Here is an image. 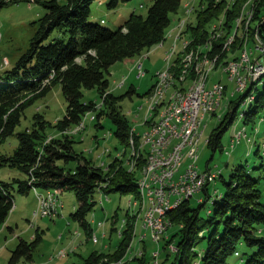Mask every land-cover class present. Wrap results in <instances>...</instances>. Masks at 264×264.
I'll return each mask as SVG.
<instances>
[{"label": "trees", "instance_id": "1", "mask_svg": "<svg viewBox=\"0 0 264 264\" xmlns=\"http://www.w3.org/2000/svg\"><path fill=\"white\" fill-rule=\"evenodd\" d=\"M92 1H43L46 12L40 18V27L30 48L13 67L4 68L0 75V145L15 134L27 106L44 96L56 83L62 85L68 102L66 112L58 122L60 129L77 125L87 113L94 111L93 102L84 100V90L96 88L103 98L102 105L94 112L95 119L99 120L98 126H103L100 121L103 116L110 117L116 125L114 133L117 139L126 148L130 144L133 126L117 107L123 95L117 96L110 89V68L117 61L140 54L144 49L162 42L172 24V14L179 10L182 0H153L146 15L132 13L117 30L101 22L90 21ZM127 1L110 0L109 6L115 7ZM238 2L227 8L229 25L237 15L235 6ZM5 3V0H0V9ZM204 3L206 5L197 11L196 21H189L186 28V32L193 36L191 47L195 48L211 39L207 24L224 11L229 0H201V5ZM263 5L264 0H259L255 11L256 19L259 20L253 30L258 31L264 40ZM56 30L60 37L53 35ZM65 33L69 34L67 38L63 36ZM223 43L214 40L210 55L220 57ZM81 58L82 61H79ZM133 91L135 88L132 87L128 93ZM250 96L253 99L246 100ZM242 102L250 103L249 109L243 111L244 121L248 122L264 106V89L257 96L248 91V94L243 93L231 99L230 109L220 117L207 138L213 151L220 147L223 132L236 118ZM43 126L41 124V128ZM18 138L19 146L13 152H0V167L19 168L27 177H13L9 182L0 178V225L6 223L14 207V196L10 190L14 184H18L24 194L37 187L53 189L58 194L62 190H73L79 206L72 215L86 230L90 229L87 214L97 204L96 190H120L135 194L140 191L138 172L140 165L145 162L144 156L139 169L129 170L123 159L116 157L106 169L75 152L74 139L68 136L43 143L41 130L35 127L19 132ZM60 159H78L79 163L74 169H68L58 164ZM221 178L222 171L216 182ZM224 182V190L214 192L213 205L204 215L202 208L211 197L209 184L203 189L206 196L198 205L186 199L168 211L172 223L179 225V229L164 245L165 248L170 247L171 243L176 246V249L171 247L176 256L170 264H230L229 257L234 253L239 254L238 246L242 242L254 247L247 254L244 264H264V201L261 198L264 190L260 187V180L252 176L245 165L239 164L233 169L230 182ZM130 216L117 250L93 251L83 264H111L127 254L135 224ZM40 240L39 232L32 240L21 238L12 252L10 264H15L22 256L32 258ZM203 241L206 244L199 248V243ZM166 258L169 259V255ZM138 260L142 264H149L144 255Z\"/></svg>", "mask_w": 264, "mask_h": 264}, {"label": "rangeland", "instance_id": "2", "mask_svg": "<svg viewBox=\"0 0 264 264\" xmlns=\"http://www.w3.org/2000/svg\"><path fill=\"white\" fill-rule=\"evenodd\" d=\"M5 1L6 3L0 9V73L3 72L4 68L13 67L19 58L28 51L40 27V18L46 12L43 4L44 0ZM60 1L65 3L67 0ZM109 1L93 0L91 2L90 21L101 22L104 26L113 30H117L132 13L146 15L149 6L153 2V0H129L115 7H110ZM236 1L229 0L224 11L207 24L208 31H214L216 41L223 43L230 40V48L222 51L223 53L217 58L218 61L209 74V83L218 80L226 83L224 104L215 113H208L204 119L200 127V130H203V133L200 132L202 134L201 141L194 156L197 166L201 169H206L209 164L210 167L216 166L223 174V178L219 179L216 182L217 184L208 183L211 197L202 208V215L212 207L214 192L224 190L226 186L224 181L230 182L233 169L239 164L245 165L250 174L260 180V187L264 190V106L260 108L254 119L245 122L243 111L249 109L250 103L245 104L243 101L238 107L236 118L224 130L220 147L213 151L207 142V138L219 122L220 117L230 109L232 98L243 95V93L248 94V91L257 96L264 89V75H262V78L253 81V86H249L246 91L238 90L236 76L230 75L233 72L225 67L228 65L226 62L229 63L230 60L237 61L240 58L239 55L242 56L245 46L252 47L250 48L252 57L254 55L252 50H255V54H259L257 46L260 45L262 37L258 31L253 30V26L259 20L255 16L259 0H239L235 6L237 15L230 21L229 25L226 11ZM204 5L206 4L201 5V0H182L179 10L172 14V24L166 31L162 45V42H159L150 48L144 49L140 54L126 57L111 66V72L108 76L110 89L117 96L123 95L117 107L129 120L130 126L134 127L136 139L141 137V134L143 135L146 130V122L148 121L145 120V116L150 103L149 96L158 74L168 69L176 60L177 53L173 54L170 60L168 54L172 53L174 45H177V52H180V50L182 52L185 40L191 38L193 40V36L186 32V28L189 21H196L197 11ZM261 14L263 17L264 5ZM183 20H185L186 25L182 27L180 22ZM179 26L183 28V33L182 31L179 32ZM53 35L56 37L61 36L57 30L54 31ZM63 36L67 38L69 34L65 33ZM208 38L209 36L206 41ZM203 47L200 48V51ZM203 50L205 49L203 48ZM204 52L206 54L208 51ZM205 54L202 53L200 56L201 61L204 59L203 55L205 56ZM79 61H82V58ZM140 63L142 67H139ZM141 71L144 73L142 74ZM132 87L135 88V91L129 94L128 92ZM84 91V100L93 102L95 105L92 108L94 111L89 112L86 117L84 125L81 123L78 127L75 124L65 130L59 128V119L65 114L68 102L62 85L56 83L44 96L37 98L27 106L20 124L16 127L15 134L2 142L0 152H13L19 146V132L39 127L44 137L43 143L53 138L68 136L74 139L75 152L85 155L96 165L107 169L109 162L116 157L123 159L124 165L129 170L139 169L141 159L136 163L137 165H131L128 162L129 153L133 151L131 150L133 147L131 136L129 137L130 144L128 143L126 148L117 139L114 133L116 125L110 117L103 116L100 119L103 126H98L99 120L95 119L96 117L92 119V116L98 107L102 105L103 98H101L96 88L85 89ZM251 99H253V96L248 97L246 100ZM41 124L44 125L43 128H41ZM236 134L237 136H235ZM233 138L236 139L234 146L232 145ZM142 142L143 139L140 144ZM144 145L143 149H146L147 154L149 145H145L146 147ZM187 152L188 150L184 153ZM190 161V158L182 161L181 171L185 169ZM78 163V159L58 160L59 165L68 169H74ZM142 166L140 165V168ZM143 173L144 169L143 171L142 168L139 169L138 182ZM14 176H21L22 178L25 173L15 167L5 165L0 167V177L3 181H12ZM10 190L14 196V207L6 223L0 225V264H10L12 252L20 239L32 240L38 232L41 235V240L33 251L32 258L22 256L15 264H83L84 259L93 251L114 252L117 250L121 237H123L120 232L124 230L126 220L130 215V220L135 221V224L134 236L130 243L132 251L129 252L128 250L126 252V264H142L138 257L143 255L149 261V264H156L155 258H153L155 250L160 251L159 260L161 264H170L175 260L176 253L171 250L173 243L166 248L164 245L165 241L171 239V235L179 229V225L172 224L167 231L168 237L166 236L160 243H156L152 239L149 229L143 227L144 201L137 199L136 205L131 204V202L136 201L134 200L135 195H137L135 193H126L120 190L105 192L101 189L96 190L95 199L97 204L87 214V219L90 221V229L88 228L87 231L81 222L72 215L79 206V201L73 190H62L61 194L59 193L58 197L60 202L63 203V207L61 208L62 213L58 216H52L49 213L46 215L36 214L39 210L37 192V195L32 191L24 194L19 190L18 184H14ZM39 190L43 191L44 189L40 187ZM205 196L204 190L197 192L191 198L192 204L198 205ZM16 198L20 199L18 207ZM261 198L264 201V191ZM100 221L104 223L103 227L99 226ZM104 232H106L105 236L103 235ZM96 235L99 237L98 242L94 241ZM141 235H144V240L140 242ZM205 244V241L199 243V248ZM144 247H146V251L141 255H136V251H139L140 248L144 249ZM172 248L175 249V245ZM62 249L66 250L67 255L65 257L59 256ZM238 250L239 254L234 253L229 257L230 264H244L247 254L251 253L254 247L242 242L238 246ZM167 255H169V259L166 258ZM143 260L145 261V259Z\"/></svg>", "mask_w": 264, "mask_h": 264}, {"label": "bare ground", "instance_id": "3", "mask_svg": "<svg viewBox=\"0 0 264 264\" xmlns=\"http://www.w3.org/2000/svg\"><path fill=\"white\" fill-rule=\"evenodd\" d=\"M180 25L182 27L185 26V20L181 21ZM182 27H180L179 32L182 31ZM178 39L176 40L178 41ZM213 39L214 31H211V39L204 45H199L196 48L194 46L191 47V39H187L184 42L182 52L181 50L180 52H177V45H174V47L172 48V53L170 52V54H168V58L170 60L173 54L177 53L176 59L178 60H174V62L169 66L168 69L158 74L157 80L154 83V86H152L153 90L150 96L148 95L150 97V103L147 107L145 116V120L148 121L146 122L145 132L143 133V135L140 133L141 137H139L138 140L136 139V132L134 131V127L131 131L130 136L131 142L133 143V147L131 150L133 151L132 153H129L128 162L131 165H134L139 162L140 159L142 160L143 156L146 158L143 166L141 165L142 171L144 169V173L142 174L141 178H139L138 182L140 191L137 195H135L136 197L134 196V200L136 201H133V203L131 202V204L136 205L137 199H141L144 201V215L142 217L143 224L147 219H153L154 194L152 192V189H149V187H152L155 182L154 171L156 170V161L159 160V152L169 153L170 175H176V181H184L185 177L187 176V171H189V169H195V167L197 166L194 156L195 151L198 149L197 146L201 141V133H203V130L201 129V131L200 127L204 119L206 118L208 113H215V111L224 104L227 86L226 83L222 82L221 80L209 83V74L213 67L216 65V62L218 61L217 58L219 57L218 55L213 57L210 55V53H208L214 47L215 39ZM162 44L163 42L161 43V45ZM229 44L230 40L225 41L222 46V51H225L226 49L229 50ZM202 46H204L203 48L205 50H203L202 48L203 51H200V48ZM248 46H245L243 48L242 53H244L242 54V56L239 55L240 58L237 61L226 60L229 61V63L226 62V64L228 65L225 66L227 70L234 73L235 63L241 62L242 59L244 60L246 65H240V74H248L249 69H255L254 55L253 57L251 56L252 54L250 49L252 47ZM204 51L208 52L205 54ZM202 53H204L205 56L203 55L204 59L201 61L200 56L202 55ZM139 67H142L141 63L139 64ZM141 73L143 74L144 72L141 71ZM262 75H264V62L262 67L256 72L252 79L247 82L242 91H246L249 86H253V81H257L259 78H261ZM235 76V78H237V88L241 91L240 83L238 81V75ZM214 84L215 86H217V89H212ZM195 96H198V98H196L195 110H191L189 113V107L187 103L194 101ZM177 106H180V114L187 115L183 116V118H175L173 120V128L169 130V135L162 140L161 145H154V138L146 137L145 135L154 136V134L160 129V127L165 124V120L168 118V116L173 115L176 112ZM88 114L89 113H87L83 117L81 122L77 124L78 127L81 123H83L84 125ZM95 117V114H93L92 119H94ZM148 118L151 120L149 121ZM235 136H237V134ZM142 139L143 142L140 144ZM145 142L149 145V147H154V152L149 153V147H147L148 152L146 154V149H143V144L147 145ZM145 145L144 147H146ZM186 150H188V152L185 154L184 152ZM186 158H190L191 161L187 163L185 169L181 171V163ZM146 171L148 172L146 173ZM208 183H216V174H209ZM37 189L38 187L36 188V192L39 196V210H43L44 215H46L47 213L52 216H58L59 214H61L63 203L60 202L58 197L59 194L57 193V191L53 189H45V191L40 190L41 192L39 193ZM179 204L180 201L164 202V209L170 210L178 206ZM99 226L103 227L104 223L99 222ZM143 227L146 228L145 225H143ZM120 233V235L123 236V232ZM105 234L106 232H104L103 235L105 236ZM144 235L146 236V234ZM144 235H141V237H144ZM94 241H99V237H97V235L94 237ZM171 246L174 247V245ZM131 249L132 245L129 246V252L132 251ZM66 255L67 253L64 249L59 252L60 257H65ZM136 255H140V250L136 251ZM126 256L127 255H125L118 261H113L111 264H126Z\"/></svg>", "mask_w": 264, "mask_h": 264}, {"label": "built area", "instance_id": "4", "mask_svg": "<svg viewBox=\"0 0 264 264\" xmlns=\"http://www.w3.org/2000/svg\"><path fill=\"white\" fill-rule=\"evenodd\" d=\"M258 51L259 54H255V50H252V53L254 54L255 69H249L248 74H240V65H246L242 59L241 62L235 63L234 73H230V75H238L241 91L263 65L264 40L262 38L260 40V45L257 46V52ZM212 89H217V86L214 84ZM196 98H198V96H195L194 101L187 103L189 113L191 110H195ZM186 115L187 114H180V106H177L176 112L173 115L168 116L165 120V124L160 127L154 136H145L153 137L154 145H161L162 140L169 135V130L173 128V120L175 118H183V116ZM235 143L236 140L233 138L232 145L234 146ZM151 152H154V147H149V153ZM220 172L221 170H218L216 166L208 167L206 169H201L199 166H196L195 169H189V171H187V176L184 181H176V175H170L169 153L159 152V160L156 161V170L154 171L155 182L152 187H149L154 194L153 219H147L143 224L146 226V229H149L152 239L156 243H160L162 239H165L166 236L168 237L167 231L173 224L172 220L168 217L169 210L164 209V202L180 201L181 204L184 200L191 199L197 192L202 191L206 184H208L209 174H216L217 179ZM36 214H44V212L43 210H38ZM143 240V237H140V242ZM143 252L144 249L140 248V255L143 254ZM159 254V250L153 252V258H155L154 261L156 264L160 263L158 258Z\"/></svg>", "mask_w": 264, "mask_h": 264}, {"label": "crops", "instance_id": "5", "mask_svg": "<svg viewBox=\"0 0 264 264\" xmlns=\"http://www.w3.org/2000/svg\"><path fill=\"white\" fill-rule=\"evenodd\" d=\"M172 36H173V35H172ZM172 36H171V37H172ZM18 175H21V174H18ZM14 177H15V176H14ZM17 177H18V178H21V176H17ZM25 177H27L26 174H25V176H22V178H25ZM0 178H1V177H0ZM39 188H40V187H38L37 191H40ZM43 189H44L43 191H45L46 188H43ZM31 191H32V193L34 192V193L36 194V189H32V190H30V192H31ZM30 192H29V193H30ZM40 192H41V191H40ZM36 195H37V194H36ZM19 200H20V199L16 198V201H17V207L19 206V204H18V201H19Z\"/></svg>", "mask_w": 264, "mask_h": 264}]
</instances>
